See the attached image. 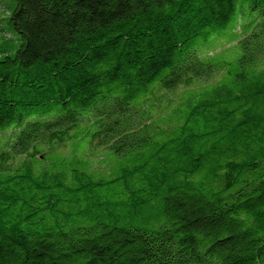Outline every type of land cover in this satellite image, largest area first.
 <instances>
[{
    "label": "trees",
    "instance_id": "trees-1",
    "mask_svg": "<svg viewBox=\"0 0 264 264\" xmlns=\"http://www.w3.org/2000/svg\"><path fill=\"white\" fill-rule=\"evenodd\" d=\"M0 264H264V0H0Z\"/></svg>",
    "mask_w": 264,
    "mask_h": 264
}]
</instances>
